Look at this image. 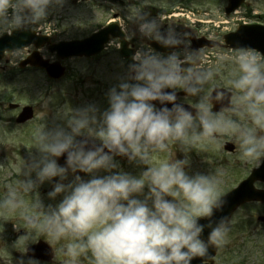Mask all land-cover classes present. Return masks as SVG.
<instances>
[{"label":"clouds","instance_id":"9594fccd","mask_svg":"<svg viewBox=\"0 0 264 264\" xmlns=\"http://www.w3.org/2000/svg\"><path fill=\"white\" fill-rule=\"evenodd\" d=\"M64 2L0 0V34L38 23L50 5ZM132 20L142 36L165 47L183 45V52L162 55L149 46L136 50L126 78L107 94L106 110L98 115L89 105L66 114V127L38 128L37 152L24 160L22 178L0 197V212L19 211L31 233L66 240L61 248L65 264H80L81 258L91 264H192L197 257L204 264L210 247L227 242L231 221L213 219L227 203L220 173L190 175L187 153L203 140L222 144L221 137L227 136L238 143L242 159L258 163L264 157V56L240 47L218 53L208 66L201 50H191L189 33L181 36L170 28L164 34L161 18H149L141 10ZM222 70H227L228 91L209 88ZM178 90L197 98L191 105L195 113L176 102ZM154 101L164 106L157 108ZM215 104L221 105L219 110H213ZM85 135L99 140V146L87 147V139H77ZM172 143L185 157L175 154L153 164L152 155ZM64 154L65 165H60L57 158ZM116 156L146 167L133 175L121 169ZM45 182L53 183L49 199L61 197L55 205L45 206L35 195ZM28 194L34 197L31 205L24 199ZM201 218L207 223H200ZM205 228L210 229L207 240L202 238ZM31 233L26 234L29 239Z\"/></svg>","mask_w":264,"mask_h":264},{"label":"flooded vegetation","instance_id":"af4514ba","mask_svg":"<svg viewBox=\"0 0 264 264\" xmlns=\"http://www.w3.org/2000/svg\"><path fill=\"white\" fill-rule=\"evenodd\" d=\"M253 1L254 0H248L246 3L251 4ZM66 2H70L71 5ZM228 4V0H65V3L62 5L63 10H58L56 14L54 29L47 27L46 21L44 20L21 27L35 30L38 36L46 34L45 36L49 38L47 40L49 44L45 45L41 50H46L51 57L48 58L47 55H43L42 52L41 55L50 61H59L64 65L67 63L74 65L75 68L73 69L74 73L72 79L77 83L82 82L77 67L79 64L83 63L86 65V70L84 67L82 68L84 74L87 72L92 75H99L100 68L108 66L111 61L118 62L121 65V75H123L124 79L127 75L128 66L133 63L131 57L138 49L149 46L155 52L162 55H168L173 51L183 52L184 50L183 45L177 48L165 47L156 40L142 36L136 23L132 20V17H134L138 11L141 10L142 14L145 12L148 13L149 18L160 17L162 20L161 32L164 34H166L170 28L181 36L184 33H189L188 39L191 41V50H201L204 58L202 63H206L209 66L211 62L216 60L218 53L233 52L238 49L234 48L226 41V36L238 27L236 11L226 13ZM190 11L198 16L200 21L194 24L190 23L186 18L187 13ZM112 22L119 24L118 27H114L113 29V31L119 35V38H113L111 34L107 37L103 32L104 28ZM6 33H8V31H4L0 36ZM96 35L97 41L88 40V38ZM68 42L75 43L78 47H80V45H86L87 48H81L74 52V54L69 55V52L63 51L61 48L63 43ZM201 43H203L202 46L195 48ZM50 44L59 46L57 51L53 54L48 48ZM98 44L101 45V47L95 52ZM23 51H25V56L20 57L17 63L18 66H20L21 62L32 53L33 47H28L21 52ZM17 52L18 51H11L5 53L0 62L2 71H8L9 63L14 61V64L16 62ZM54 54L56 58L52 57ZM104 70L105 69L102 71L103 90H99V76L98 81H96L98 85L96 90L98 97L103 95L104 97L108 96L107 94L109 93V83ZM214 81L216 82L213 83L211 88L218 86L228 91L227 70H222L218 73ZM167 90L172 91L171 89ZM99 93H102V95H99ZM177 93L178 103L187 104V108L195 113V109H192L191 105L194 104L197 98L186 96L183 90H178ZM186 98L189 99L186 100ZM226 105L227 102H225V106ZM220 107V104H215L213 110H219ZM221 140L223 141L222 144L203 140L194 145L193 151L196 153V148H198L199 152H201V148L203 147L206 153H210L212 156L216 155L218 159H221L219 167H222L225 163L222 161L223 158L227 159L228 156L235 154L239 150V147L237 143L228 139L227 136L221 137ZM93 141L100 143L98 140ZM228 144H233L234 149H227L226 146ZM87 147L91 146L88 144ZM116 157L121 158V156ZM263 158L264 157H262L258 163L247 161L246 168H240L243 166L235 165L226 172L235 179L241 178V180L254 174H264V170H256V168L262 164ZM65 161L66 154L59 157V163L61 165H65ZM226 164L231 166L232 162ZM241 180H233L232 185L238 184ZM253 186L258 190H264V180L259 178L255 179L253 181ZM29 196L30 194L24 197L27 199ZM26 203L29 204L28 202ZM41 213V211H38L37 214L41 215ZM230 221V232L227 237L228 243L224 244L227 254L230 257L229 259L231 260L230 263L243 264L245 260L250 261L255 255L258 257L255 263L264 264V202L254 200L243 204L236 209ZM25 233L26 230L21 231L22 235ZM44 238L45 237H42L39 240ZM30 244H28V246ZM219 252L220 248H218L215 256V264H221L217 259ZM244 252H246L244 260L239 259L241 255L237 254H243ZM35 260H38L39 263L42 262L39 259ZM206 263L207 262L204 261V264Z\"/></svg>","mask_w":264,"mask_h":264},{"label":"rangeland","instance_id":"374dc122","mask_svg":"<svg viewBox=\"0 0 264 264\" xmlns=\"http://www.w3.org/2000/svg\"><path fill=\"white\" fill-rule=\"evenodd\" d=\"M66 3L71 5L70 2ZM250 6L255 11L264 12L263 0L253 1ZM58 10H63L62 5L53 4L49 7L48 15L44 21H46V25L50 29H54ZM246 10L247 7L244 5L239 10V18L243 17V13ZM11 13L12 10L9 9V18L11 17ZM242 20H245V18ZM246 20H254V17ZM41 52L43 55H47L48 58L51 57L46 50H41ZM23 56H25V51L17 52L16 62L14 64V61L10 62L8 65L10 71L18 69L19 66L17 63L20 57ZM52 57L56 58L55 54ZM214 62H211L210 65L214 64ZM66 67V75L61 80L50 79L45 75L43 70L26 71L24 73L17 71L14 73L16 75H14L13 80H11L9 78L10 74L4 75V71L0 67V197L7 191L9 185L15 184L22 178L21 170L24 160L28 161L32 155L36 154L37 150L34 147V137L38 128L43 127L44 124L48 128L54 127V124L66 127V114L70 113L71 110L82 109L89 105H93L98 109V115L106 110L109 107L108 96L104 97L103 95L97 98L98 94L96 92L98 76L100 79L99 90H103V69H105L104 73L109 83V91L114 86H118L123 80V75H121L122 68L118 62L111 61L108 66L100 68L99 75H92L87 72L84 74L82 68L84 67L86 70V65L85 63L79 64L77 68L79 69L80 80L82 81L79 83L72 79L75 66L67 63ZM215 82L213 81L208 87L211 88ZM99 95H102V93H99ZM188 99L186 98V100ZM9 102H19L21 106L31 105L34 108V117L28 123L26 122L22 125L16 124L15 118L19 110H11L8 107ZM235 118L241 119L240 117ZM60 122L63 124L60 125ZM242 122L249 123L247 120H243ZM227 138L234 141L229 137ZM91 139L97 140L95 138ZM179 147L178 144L172 143L167 151L154 153L152 155V163L159 164L171 159L175 154L177 159H183L185 153ZM196 150V153L193 149L187 153L190 164L186 170L190 175L197 172L204 174L219 172V178L222 181L220 184L221 193L226 191L229 188L228 185L235 179L226 171L232 169L235 165L243 166L240 168H246L247 166V160L240 157L239 150L232 156H228L227 159L223 158L222 161L225 163L222 167H219L221 159H218L216 155L212 156L210 153H206L203 147L201 148V152H199L198 148ZM115 160L120 164L121 169L133 175H139L146 167L137 162H130L122 156L121 158L116 157ZM230 162H232V167L226 164ZM78 174L86 179L89 178L85 173ZM99 174L106 175L107 173L101 172ZM11 176H13L12 180L9 179ZM58 180V177L53 178V182ZM52 186L53 183L45 182L39 187V193L35 194H40L45 206L49 204L55 205L61 198L57 197L55 201L48 198L47 193L52 190ZM33 198V194H30L27 199L24 197L29 205H31ZM32 211L35 214L38 213L36 209H32ZM26 227L19 211L8 213L7 215L0 212V264H20L21 261L24 264H28L30 260L26 256L28 244L36 243L42 237H45L44 239L52 245L55 256L52 262H40L39 264H65L67 258L61 252V248L67 243L66 240L54 241L46 233H31V230L26 229ZM23 230H26L24 235L21 234ZM27 233H31V239L26 236ZM226 243H228V239ZM237 255H241L239 259L244 260L246 252L243 254L238 253ZM229 258L227 250L223 245L220 247L217 259L221 264H231ZM257 259L258 257L254 255L250 261L245 260L243 264H256L255 261ZM80 264H91V262L87 258H81Z\"/></svg>","mask_w":264,"mask_h":264},{"label":"water","instance_id":"95a60500","mask_svg":"<svg viewBox=\"0 0 264 264\" xmlns=\"http://www.w3.org/2000/svg\"><path fill=\"white\" fill-rule=\"evenodd\" d=\"M244 0H230L231 5L230 8H235L239 4H241ZM112 31V26L107 28V31ZM231 42L235 44L237 47H246L251 49H257L264 54V26L259 24H251V25H242L239 27L238 31L231 35ZM41 40L35 37L32 33L23 31L21 29L15 30L11 35H5L4 37L0 38V58L5 50H13L15 48H23L26 45L31 43H35L37 46L40 45ZM67 47L71 48L72 50L75 48L73 44H67ZM54 48V47H53ZM35 64H41L45 66V63L39 62L37 59L34 60ZM48 66V65H47ZM52 67V66H48ZM56 69V71H54ZM53 74H58L59 70L57 67H53L51 69ZM164 106V105H163ZM162 106V107H163ZM169 108H171V104H167ZM32 116V109L27 107L25 108V112L21 115L19 120H26ZM247 192L246 190H242L238 188L227 194L226 196L222 197L227 201L222 211H218L215 214L214 218L220 217H227L229 218L230 212H232L233 208H235L239 203L246 200L248 195L244 193ZM245 194V195H244ZM244 195V196H243ZM232 203H234L232 205ZM230 210V212H227ZM227 212V213H226ZM202 219V218H201ZM200 223L202 221L200 220ZM32 252L30 251L31 256L37 257H48L49 252L43 246H34L31 247ZM41 250V251H40ZM50 251V250H49ZM42 252H45L43 255Z\"/></svg>","mask_w":264,"mask_h":264}]
</instances>
